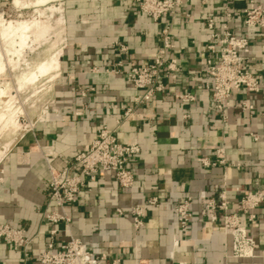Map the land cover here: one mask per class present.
<instances>
[{"label":"crops","instance_id":"obj_1","mask_svg":"<svg viewBox=\"0 0 264 264\" xmlns=\"http://www.w3.org/2000/svg\"><path fill=\"white\" fill-rule=\"evenodd\" d=\"M255 1L264 7V0ZM246 6V0L231 4L229 24L236 36L250 39L248 66L260 77L262 89L257 95L235 94L223 120L214 108L207 89L211 79L205 73L210 56L206 21L214 17L218 26L222 24L221 3L184 0L191 17L179 14L173 29L178 79L168 80L165 93L156 100L135 106L134 99L143 92L124 76L106 70L119 61L125 69L150 61L159 47L160 29L169 18L155 23L131 0H66L64 15L62 10L66 42L53 94L55 117L33 123L0 160V225L24 229L35 240L28 262L21 251L0 242V264H40L37 259L46 249L50 229L60 227L43 219L51 182L45 155L53 156V168L63 170L90 147L101 127L114 129L129 108L134 114L118 128L117 137L121 143L140 147V154L129 164L134 186L122 189L111 173L87 180L68 208L72 235L107 262L264 264V204L250 225L256 257L235 259L230 256L232 240L224 234L222 215L217 221L204 217L201 198L204 194L219 201L225 191L235 212L246 192L264 189V29L245 26ZM114 43L126 46L128 53H121ZM82 90H89L85 97ZM189 93L194 101L179 98ZM239 102H248L254 110L242 111L236 106ZM219 147L225 148V165L204 166L200 159H215ZM154 196L159 203L149 206L147 201ZM187 198L193 200L192 219L184 234L175 207ZM135 207L144 208L139 230L130 213ZM118 209L124 213L118 214ZM50 210L57 208L51 205ZM58 236L60 242L69 239L66 233ZM175 240L179 241L176 249Z\"/></svg>","mask_w":264,"mask_h":264},{"label":"built area","instance_id":"obj_2","mask_svg":"<svg viewBox=\"0 0 264 264\" xmlns=\"http://www.w3.org/2000/svg\"><path fill=\"white\" fill-rule=\"evenodd\" d=\"M208 3L210 0H201ZM224 9V21L217 25L214 17L206 21L210 42L207 50L210 53L206 60L205 73L211 82L207 89L211 92L214 108L227 120V112L233 107L232 98L242 92L257 95L261 92L262 82L260 77L248 66L247 55L250 53L251 41L247 36H236L230 28V20L233 16L231 4L237 0H217ZM247 6L243 9L244 24L247 28L264 29V7L255 0H246ZM140 12L160 23L164 17L168 21L160 29L159 47L152 59L125 69L122 61L106 72L114 75H122L136 90L143 92L134 99L135 106L143 105L156 100L159 94H164L168 80L178 79V58L173 55L175 50L173 29L177 16L182 14L186 18L191 15L184 9V0H131ZM114 47L121 53L127 54L126 46L114 43ZM96 72V69L93 70ZM93 91L94 89H89ZM89 90H82L85 97ZM179 98L194 101L192 94L180 95ZM242 111L252 112L254 106L248 102H239L236 105ZM134 114V109L129 108L124 112L123 119L117 122L114 129L103 126L98 135L92 141L90 147L77 154L70 165L63 170L52 167L53 156L45 155L51 170L50 193L48 203L43 212V219L51 225H60L58 229L51 228L46 249L38 256L40 264H122L119 260L107 262L105 257L94 256L87 246L72 235V219L68 208L77 201L80 192L85 188L86 181H95L101 173H111L122 189H131L134 186L135 177L129 168L134 157L141 150L138 144L121 143L117 137V130L124 121ZM255 141L258 136L251 134ZM200 162L206 167L225 165V148L217 149L215 159L201 158ZM205 200L203 216L211 221H217L222 215L224 234L231 238V254L235 259H253L256 257V243L250 236V225L257 221L256 210L264 204V189H256L246 192L238 203L237 210L232 212V207L227 199L226 192L219 195V201L201 196ZM192 198H187L175 207L178 224L184 234L192 219ZM159 199L151 197L147 204L157 206ZM51 205H55L56 211H51ZM118 214H123L121 209ZM135 229L143 226L142 217L144 208L135 207L130 212ZM241 213V214H240ZM66 233L67 242L59 241V234ZM35 238L27 236L26 230L18 229L8 224L0 225V242L10 245L13 250L21 251L26 262L30 260L29 248ZM179 247V241H174V249ZM175 251L171 253L174 258Z\"/></svg>","mask_w":264,"mask_h":264},{"label":"rangeland","instance_id":"obj_3","mask_svg":"<svg viewBox=\"0 0 264 264\" xmlns=\"http://www.w3.org/2000/svg\"><path fill=\"white\" fill-rule=\"evenodd\" d=\"M47 1L0 0L1 159L4 156L2 153L8 152L19 137L31 129L33 123L35 125L42 121H52L56 114L53 107V94L58 82L57 72H54L51 67L50 72L49 69L48 72L45 71L48 73L47 75L41 71L40 75L38 67L42 68L48 64V61L51 62L65 45V22L61 25L60 18L62 10L64 15L66 0ZM57 9L61 12L58 13ZM22 23L25 25L23 26ZM11 44L14 45V48L11 47L13 46ZM23 47L24 49H22ZM9 49L21 50L20 54L22 55ZM3 51H11L13 52L12 55L16 53L19 57L12 56V62H14L11 64L8 61L10 64H7L6 59L9 60L10 58L11 60V55L7 53V58H4L6 54ZM3 65L6 68L2 69ZM42 74L45 75L42 76ZM33 77L37 78L34 79ZM28 79L32 80L33 83L28 82Z\"/></svg>","mask_w":264,"mask_h":264},{"label":"bare ground","instance_id":"obj_4","mask_svg":"<svg viewBox=\"0 0 264 264\" xmlns=\"http://www.w3.org/2000/svg\"><path fill=\"white\" fill-rule=\"evenodd\" d=\"M14 1H16V0H14ZM20 1H21V0H20ZM28 1H30V0H28ZM40 1H41V0H40ZM48 1H50V0H48ZM48 1H47V2H48ZM52 1H54V0H52ZM25 2H26V1H25ZM14 3H15V2H14ZM20 3H21V2H20ZM28 3H29V2H28ZM30 3H31V2H30ZM32 3H33V2H32ZM43 3H46V2H43ZM15 5H16V3H15ZM21 5H23V4H21ZM28 5H29V4H28ZM23 6L25 7V5H23ZM23 6H22V7H23ZM26 6H27V4H26ZM57 10H58V9H57ZM57 12L60 13L61 11L58 10ZM62 16H63V15H61V18H60L61 23H63V21H62V19H63ZM19 23H20V22H19ZM19 23H18V24H19ZM0 24H1V23H0ZM22 24H23V26L25 25L24 23H22ZM63 24H64V23H63ZM20 26H21V25H20ZM16 28H17V27H16ZM27 30H28V29H27ZM15 31L17 32L18 30H15ZM18 32H19V31H18ZM20 33H21V32H20ZM15 35H16V33H15ZM21 35H22V34H21ZM7 36H8V35H7ZM22 36H23V35H22ZM1 37H2V36H1ZM24 37H25V35H24ZM24 37H23V38H24ZM19 39L21 40L20 37H19ZM24 39H25V38H24ZM26 39H27V38H26ZM12 43H13V42H12ZM14 43H15V42H14ZM14 43H13V44H14ZM13 44H11V45H13ZM11 47L14 48V45L11 46ZM2 49H3V48H2ZM7 49H8V48H7ZM22 49H24V47H23ZM9 50H12V49H9ZM1 51H2V50H1ZM12 51H15V50H12ZM19 51H20V52H19ZM19 51L17 50V51H15V52H16V53L18 52L19 55H22V54H20V53H21V50H19ZM3 52H4V51H3ZM9 52H10V53H9ZM9 52H8V51H7V52H4V53L6 54V57H4V58H7V55H8V54L11 55V56H10V57H11V60H10V58H9V60L6 59V60H7V64H10V63L12 62V56H15V55H16V57H19V55L17 56L16 53H14L15 55H12L11 53H13V52H11V51H9ZM4 53H3V54H4ZM7 53H8V54H7ZM22 53H23V52H22ZM0 54H2V53H0ZM60 54H61V52L57 53V56H56V57H53L54 59H52L51 62L48 61V64L44 65V64H45V63H44V64H43L44 66H43L42 68H41L40 66H39V67L37 66V67L39 68V74L41 75V72L45 73V71L48 72V69H49V72H50L51 69H53L54 72H55V71L58 72V70H59ZM4 56H5V55H4ZM1 59H2V57H1ZM2 60H3V59H2ZM50 60H51V59H50ZM8 61H10V63H9ZM13 62H14V61H13ZM13 62H12V63H13ZM12 63H11V64H12ZM46 63H47V62H46ZM3 64L6 65L4 62H3ZM1 65H2V61H1ZM4 65H3V68L1 67L2 69H4V67H5ZM41 65H42V64H41ZM51 67H52V68H51ZM5 68H6V67H5ZM50 68H51V69H50ZM2 69H1V71H2ZM36 70H37V68H36ZM37 71H38V70H37ZM40 71H41V72H40ZM51 72H52V71H51ZM37 73H38V72H37ZM37 73H36V74H37ZM45 74L47 75L48 73H45ZM45 74H42V76L45 75ZM57 74H58V73H57ZM32 75L35 76V74H32ZM37 75H38V74H37ZM40 75H39V76H40ZM31 77H32V76H31ZM53 77H54V76H53ZM33 78H34V77H33ZM33 78H32V79H33ZM36 78H37V77H35L34 79H36ZM34 79H33V81L35 82ZM28 80H29V79H28ZM28 82H32V80H29ZM32 83H33V82H32ZM12 143H13V142H12ZM7 147H8V146H7ZM5 148H6V147H5ZM7 149H8V148H7ZM4 151H5V150H4ZM5 152L7 153V151H5ZM5 152H4V153H5ZM4 153H2V154L5 155ZM3 155H2V156H3ZM0 159H1V156H0Z\"/></svg>","mask_w":264,"mask_h":264}]
</instances>
